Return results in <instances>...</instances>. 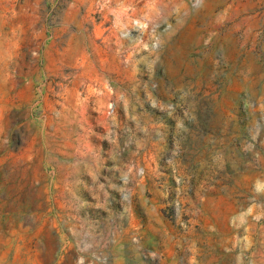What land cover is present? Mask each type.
I'll use <instances>...</instances> for the list:
<instances>
[{"label":"rangeland","instance_id":"1","mask_svg":"<svg viewBox=\"0 0 264 264\" xmlns=\"http://www.w3.org/2000/svg\"><path fill=\"white\" fill-rule=\"evenodd\" d=\"M0 264H264V0H0Z\"/></svg>","mask_w":264,"mask_h":264}]
</instances>
